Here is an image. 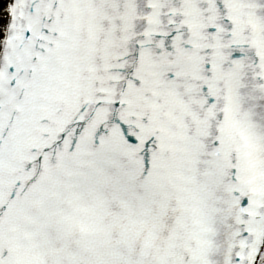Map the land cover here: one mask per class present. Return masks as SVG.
<instances>
[{
	"label": "snow or ice",
	"instance_id": "1",
	"mask_svg": "<svg viewBox=\"0 0 264 264\" xmlns=\"http://www.w3.org/2000/svg\"><path fill=\"white\" fill-rule=\"evenodd\" d=\"M0 264H264V0H0Z\"/></svg>",
	"mask_w": 264,
	"mask_h": 264
}]
</instances>
